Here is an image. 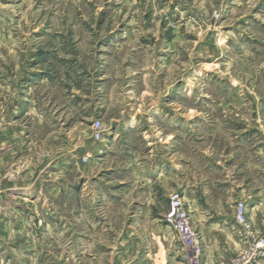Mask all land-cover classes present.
<instances>
[{"label":"rangeland","instance_id":"obj_1","mask_svg":"<svg viewBox=\"0 0 264 264\" xmlns=\"http://www.w3.org/2000/svg\"><path fill=\"white\" fill-rule=\"evenodd\" d=\"M46 77L88 100L100 87L105 112L65 111ZM174 112L182 179L208 180L210 204L246 203L239 179L254 190L264 175V0H0V264H198L164 220L177 191L154 160ZM120 114L136 127L96 158ZM144 129L154 156L133 173Z\"/></svg>","mask_w":264,"mask_h":264},{"label":"crops","instance_id":"obj_2","mask_svg":"<svg viewBox=\"0 0 264 264\" xmlns=\"http://www.w3.org/2000/svg\"><path fill=\"white\" fill-rule=\"evenodd\" d=\"M66 64L68 63L66 62ZM76 67L74 66V64L72 66V63L70 62L67 67V71L70 74H76L78 77H80L79 75L82 74V70L79 66ZM46 79V85H51V88H55L57 93L64 94L66 92H69V94L65 95V97L69 99L68 104L66 103L62 105L65 111L71 109L70 105L74 107L72 109H77L76 111H79L80 108H85V105L91 104L92 106L90 105V109H92L93 114L100 111L105 112V110H103V107L97 104L98 102L100 103V100L103 96L100 93V87L98 88V92L93 93V95L97 97L93 98V100H88L87 98L85 99L79 94L81 90V88H78L79 85L77 86L76 90V85L74 86V83H71V85H67V83H64L63 85L62 79L58 81H56L54 78L51 79L46 77ZM27 102L29 103V107L31 109L32 106H38L36 95L34 98H28ZM83 102L85 103L83 106H81ZM136 115L137 114L125 116L123 114H120L118 116L115 115V117L113 116L112 120L115 123L114 134H116V136L114 135L112 139H108V143L102 142L95 146L93 155L96 158H102V160H105V158L108 157V154L113 151V147H115V145H119V142L121 140L119 138L120 131L126 129H134L136 127L135 125L138 122ZM170 118H173L174 120V123L172 124L173 133L165 140H162V137H160L159 134L156 135V137H159L157 143L159 142V144L161 143L160 145L163 146V152L158 150L154 156L153 146H151L153 142L150 141V134L147 133L148 131L144 129L142 135L145 139H147L149 148L147 147V151H144L139 156L137 154L138 151L133 150L131 152L132 154L126 158L125 163H128L134 173V170H142V172H144V167L149 157L154 156V160H158V162L161 161V167L158 165L159 163L157 164V166H159L158 179L160 180L161 177H165L167 179L166 184L163 183L162 185L168 191H170V188H173V191L180 192L183 195L184 199L187 198L190 200L188 204L185 202V206L189 210L193 227L198 231L201 237L202 252L199 255H195L199 258L198 264H224L228 258L234 256L240 250V243L234 231L236 204L234 203L230 206L224 205L220 201V199L217 201V203L210 204L206 200L208 196L207 192H205L207 191L206 186H208V180L202 178L200 179V181H198L197 178L193 177L190 178L188 183H186L185 179H182V175L180 172V167L183 166L181 158V147H179L180 144H177L179 143L177 132L181 130V124H176L175 121L177 119L175 112L173 113V117ZM123 125L125 127L124 129L122 128ZM105 135L106 128L104 131V136ZM126 152L130 153V150L126 149ZM81 158L80 161H82ZM68 163L69 161H63V171L68 170ZM166 165L173 167L172 173H167L166 171H164V166ZM67 174L69 173L67 172ZM259 179H261V184L260 186L257 185V187L254 188L255 191L249 188L246 180H243L242 178L239 179L237 185V194L239 198L246 197L245 201L247 203V210L249 213L248 215L254 225V228L258 231H262L264 229V175L262 174ZM202 185L206 190H201L200 187ZM187 192H191L192 194L187 195ZM150 198H154V193L152 192V190L150 191ZM182 253L183 252L181 251L178 252V254L180 255ZM190 263H188L185 257L182 255L180 260L177 261V264Z\"/></svg>","mask_w":264,"mask_h":264},{"label":"built area","instance_id":"obj_3","mask_svg":"<svg viewBox=\"0 0 264 264\" xmlns=\"http://www.w3.org/2000/svg\"><path fill=\"white\" fill-rule=\"evenodd\" d=\"M92 127L93 138L95 140L103 139L105 129L102 122L95 120ZM82 160L87 162L88 157L83 156ZM164 220L175 230L178 240L184 247L189 248L193 256L201 253L200 234L193 227L189 210L178 192H173L170 195V206ZM234 231L240 243V250L232 264H264V233L257 235V231L254 230L249 220L245 202L236 204Z\"/></svg>","mask_w":264,"mask_h":264}]
</instances>
